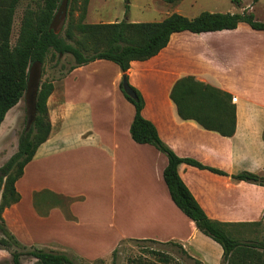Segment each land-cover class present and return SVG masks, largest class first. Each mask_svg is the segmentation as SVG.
I'll use <instances>...</instances> for the list:
<instances>
[{
  "label": "crops",
  "instance_id": "0c3cea01",
  "mask_svg": "<svg viewBox=\"0 0 264 264\" xmlns=\"http://www.w3.org/2000/svg\"><path fill=\"white\" fill-rule=\"evenodd\" d=\"M106 62L100 59L78 66L64 74L60 90L54 85L46 102L49 136L15 183L20 199L3 210L5 226L13 233L10 214L21 228L52 220L51 228H61L66 241L90 249L88 241L109 240L102 250L109 252L123 239L171 240L201 264H222L220 245L202 234L170 199L162 175L166 155L151 144L132 140L134 107L119 90V67H114L113 87L108 89L89 72L96 64L110 65ZM126 75L143 98L142 116L177 156L227 174L186 163L177 166L207 217L225 224L228 231L263 220L264 185L230 175L264 172V30L239 22L234 29L175 32L156 55L131 61ZM186 75L231 94L233 135L222 136L179 117L170 90ZM1 124L0 137L7 129ZM24 179L30 184L26 202L19 189ZM37 193L40 196L35 198ZM92 193V209L84 214ZM114 220L120 228H112Z\"/></svg>",
  "mask_w": 264,
  "mask_h": 264
},
{
  "label": "trees",
  "instance_id": "16d2710c",
  "mask_svg": "<svg viewBox=\"0 0 264 264\" xmlns=\"http://www.w3.org/2000/svg\"><path fill=\"white\" fill-rule=\"evenodd\" d=\"M19 1L7 0L5 6L0 8V124L7 111L25 94L31 65L43 63L49 49L57 54L71 55L73 63L67 72L100 59L115 63L122 72L119 89L134 107V116L129 127L130 136L136 143L151 144L166 155L167 164L162 175L174 205L193 221L202 234L220 245L222 264H264V243L240 241L226 230L225 224L208 218L181 180L177 166L186 163L217 174H227L192 158L177 156L159 138L155 126L142 116L144 102L140 92L128 81V86L135 96H129L122 88V78L127 80L126 70L130 62L146 60L156 55L167 45L172 33L234 29L239 22H244L255 30H264V22L255 20L247 9L234 13L201 11L192 18L172 12L159 21L131 22L122 19L107 23L77 24L76 27L70 25L65 29L63 38L52 28V22L61 3L65 1L70 5L71 0H27L33 3V7L24 12L16 42L11 46L12 18ZM162 1L175 3L180 0ZM232 1L239 6V0ZM256 1L253 0V3ZM125 7L127 10L128 6ZM74 28L77 32L73 31ZM87 52L90 53L86 54ZM53 89L52 81L45 80L39 84L26 118L29 127L19 134L16 151L0 165V246L6 250L11 249V264H21L20 258L24 254L34 259L31 264H75L64 253L32 246L29 248L22 244L7 229L2 217L5 208L19 201L20 194L15 183L22 176L24 166L32 159L37 147L49 136L51 125L46 102ZM170 98L181 119L194 120L204 129L215 131L222 136L233 135L235 105L230 93L186 75L174 82ZM230 177L264 185V176L250 171H241L231 174ZM69 200L66 199L67 202ZM132 240L157 243L171 248L172 251L150 248L147 251L149 258L143 261L132 259L129 264H186V260L201 264L178 242ZM115 250L116 248L112 254Z\"/></svg>",
  "mask_w": 264,
  "mask_h": 264
},
{
  "label": "rangeland",
  "instance_id": "374dc122",
  "mask_svg": "<svg viewBox=\"0 0 264 264\" xmlns=\"http://www.w3.org/2000/svg\"><path fill=\"white\" fill-rule=\"evenodd\" d=\"M6 1L7 0H1L0 8L5 6ZM66 3L65 1L61 3L52 22V28L63 38H65V29L70 25L74 27L77 24L107 23L122 19L131 22L159 21L172 12L192 18L201 11L234 13L247 9V11L253 14L255 20L264 22V0H257L254 3L253 0H239V6L232 0H180L175 3H166L162 0H71L70 5ZM126 5L128 6L127 10L125 7ZM32 7L33 3L27 0H20L17 3L10 31L11 46H14L16 42L24 12ZM73 31L77 32L76 28H74ZM65 40L69 42L67 39ZM88 53L90 52L86 54ZM72 63L73 59L71 55L57 54L52 49H49L43 63H35L30 67L29 70H35L37 73L34 84L30 85V88L26 90L19 102L7 111L1 124V128L7 126V129L0 137V165L16 151L19 134L25 128L29 127L26 124V118L39 84L45 80L52 81L53 84L56 85V89L60 90V80ZM106 63L110 65L102 66L105 64H96L88 68V70L95 76V82L101 84L105 89H108L113 87L110 83L115 75L114 67H117V65L111 61ZM83 75L84 73H82L80 77ZM79 84L80 82H78V85ZM261 175L264 176V172ZM24 180L25 182H20L24 184V190L21 189L20 183L19 189L23 192V194H21L24 196V201L26 202L30 184L26 179ZM38 196H40V194L37 193L35 198ZM94 199L95 193H92L89 201L84 207V214H88L91 211L92 207L90 204L94 203ZM104 211L105 210H101V213H104ZM126 212V210L122 211V213ZM118 214L119 211L117 212V215ZM10 216L14 218L13 214L8 216L9 225L11 226L9 229L15 233L20 241L29 242L26 244L24 243V245L29 246V248L32 246L48 251L51 250L64 253L75 264H129L133 261L132 259H140V261H143L149 258L147 251L150 248L172 251L169 247L149 241L123 239L116 244L114 247L116 248L115 253L112 254L113 249L110 252L108 250L102 251L110 244L111 241L109 240L104 239L101 242L88 241L89 243L87 244L93 246V248L90 249L89 247L86 248V246L80 247L78 244H74L69 240L66 241L64 237L61 236V228L53 230L50 226V224L53 223L52 220L38 221L36 224L30 223L25 228H21L14 220L10 219ZM115 220L113 221V225L115 224V226H112V228L120 226ZM230 232L234 238L240 241L264 243V215L263 220L259 221L258 224L240 229L230 228ZM34 238H37L39 241L31 243L30 241ZM87 240L90 239L87 238ZM10 252L11 249L6 250L0 246V264H11ZM33 260L34 259L27 254L22 255L20 258L21 264H31ZM185 262L186 264H195L190 260H186Z\"/></svg>",
  "mask_w": 264,
  "mask_h": 264
},
{
  "label": "water",
  "instance_id": "95a60500",
  "mask_svg": "<svg viewBox=\"0 0 264 264\" xmlns=\"http://www.w3.org/2000/svg\"><path fill=\"white\" fill-rule=\"evenodd\" d=\"M28 82H29V79H28ZM27 87H28V85H27ZM122 88L125 91V93L128 94L129 96H131V97L135 96L134 92L128 86V82H127L126 78H124V77L122 78Z\"/></svg>",
  "mask_w": 264,
  "mask_h": 264
},
{
  "label": "flooded vegetation",
  "instance_id": "af4514ba",
  "mask_svg": "<svg viewBox=\"0 0 264 264\" xmlns=\"http://www.w3.org/2000/svg\"><path fill=\"white\" fill-rule=\"evenodd\" d=\"M36 77H37V73L35 72V70H29V82H28L27 90L30 88V85L34 84V79Z\"/></svg>",
  "mask_w": 264,
  "mask_h": 264
}]
</instances>
